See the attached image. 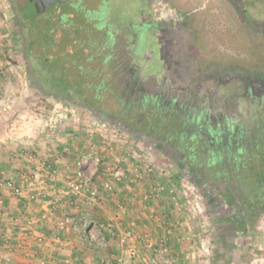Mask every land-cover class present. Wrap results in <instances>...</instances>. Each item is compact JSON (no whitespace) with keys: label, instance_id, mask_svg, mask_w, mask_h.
<instances>
[{"label":"rangeland","instance_id":"374dc122","mask_svg":"<svg viewBox=\"0 0 264 264\" xmlns=\"http://www.w3.org/2000/svg\"><path fill=\"white\" fill-rule=\"evenodd\" d=\"M170 2L180 15L192 14L183 29L189 34L196 58L207 59L212 66L231 62L263 69L264 7L260 0H249L245 15L235 0ZM75 4L85 16L79 21L80 33L91 44L88 67L100 71L99 76L94 72L90 90L82 88L80 93L91 98L99 95L109 102V94L99 88L106 45L110 37L118 40L121 33L125 34L129 21L138 16L141 2L80 0ZM68 11L72 13L67 19L74 20L76 10L72 5L68 4L61 13ZM23 12H34L25 0H0V144L13 146L5 153L9 163H16L14 169L11 164L2 169L6 173L0 178V188L7 181L25 190L32 188L29 184L39 183L35 177L47 174L48 162L54 161L50 167L58 170L60 180L48 185L47 192H53L66 177L90 180L98 189V204L110 205L114 210V202L104 204L105 197H113L114 193L117 202L127 207V192L141 190V198L137 199L141 208L153 220L162 222L165 229V234L158 235L157 245L149 246L150 259L167 245L174 264H264V198L250 216L220 209L166 153L100 120L79 104L49 94L44 78L39 83L30 74L39 77L40 67L36 58L28 56L23 43ZM56 13L47 16L48 20L54 18V28L61 22ZM67 19L60 26L66 27ZM35 52L39 55L40 51ZM18 174L22 182L17 184L14 177ZM97 174L101 177L97 178ZM172 230L175 246L169 238Z\"/></svg>","mask_w":264,"mask_h":264},{"label":"flooded vegetation","instance_id":"af4514ba","mask_svg":"<svg viewBox=\"0 0 264 264\" xmlns=\"http://www.w3.org/2000/svg\"><path fill=\"white\" fill-rule=\"evenodd\" d=\"M139 1L125 34L106 45L99 88L109 102L44 86L166 153L218 208L252 215L264 198V67L202 62L183 29L192 14ZM248 1L235 0L243 15Z\"/></svg>","mask_w":264,"mask_h":264},{"label":"crops","instance_id":"0c3cea01","mask_svg":"<svg viewBox=\"0 0 264 264\" xmlns=\"http://www.w3.org/2000/svg\"><path fill=\"white\" fill-rule=\"evenodd\" d=\"M9 147L0 144V178L6 173L2 169L10 164L14 169L16 165L9 163L5 153L7 149H14L12 145ZM14 179L17 184L22 182L19 174ZM29 185L35 187V184ZM33 187L30 190H34ZM0 189V264H7L8 260L11 264H147L152 254L149 245H157L158 235L165 234L162 222L158 223L157 218L153 220L150 213L141 208V201L137 200L141 198L140 189H128V195L125 194L124 200L131 207L120 205L114 193L113 197H105L104 204L114 202L113 206L118 208L114 210L110 205H91L87 197L65 201L60 206L44 201L26 203L5 188ZM53 194L48 192L49 200L53 199ZM27 219L34 222L30 228L24 227ZM134 220L138 224L135 245L139 257L130 256L118 239L119 232L130 227ZM110 223L114 224V232L109 231ZM173 231L169 238L175 246ZM9 247H14L15 251L11 252Z\"/></svg>","mask_w":264,"mask_h":264},{"label":"trees","instance_id":"16d2710c","mask_svg":"<svg viewBox=\"0 0 264 264\" xmlns=\"http://www.w3.org/2000/svg\"><path fill=\"white\" fill-rule=\"evenodd\" d=\"M25 1L27 5L33 7L34 12L31 14L23 12L24 22L21 24L23 43L28 56L31 59L36 58L40 67L37 70L39 77L44 78V82L51 81L53 83L51 88H55L58 92L76 91L80 93L82 88L89 89L88 85L92 86L91 80L97 71L88 67L87 62L92 59V53L89 51L91 44L89 39H85L80 33L82 25H79V21L85 17L83 9L79 8L75 1H72L68 4L76 10L74 20L67 19V16L72 13L71 11L61 13L68 4L65 7L56 5V10L38 16L34 5L29 0ZM260 4L264 7V0H260ZM58 10L59 12H57ZM52 12H57L55 16L61 18V22L55 28L52 22L54 18L47 19V16ZM66 19L69 21L67 26H60ZM56 28H58L57 31ZM37 48L40 51L39 55H35ZM30 71L34 70L30 69ZM97 73L99 76V69Z\"/></svg>","mask_w":264,"mask_h":264},{"label":"built area","instance_id":"2783aa9c","mask_svg":"<svg viewBox=\"0 0 264 264\" xmlns=\"http://www.w3.org/2000/svg\"><path fill=\"white\" fill-rule=\"evenodd\" d=\"M48 163L49 166H47L46 164V166L49 167L47 169V174L42 173L41 176L35 177L36 179H38L39 183L36 182L34 190H29L30 188L25 190L21 186L14 184V182L12 181L5 182L3 184V187L7 191L11 192L14 197L27 203H32L34 201H44L49 202L53 205L60 206L65 201L72 202L74 199L78 200L80 198L87 197L86 199L91 205L98 204L99 192L98 189L91 185L92 181L90 182V180L78 179L75 177H66L61 180L62 184L53 191V199L49 200L47 187L51 183H57V181L60 180V177L58 175V170L56 168L50 167V164L54 165L55 162L49 161ZM114 175L118 176V172H116ZM33 223L34 222L32 219H27L24 222V227L30 228L33 226ZM108 228L109 230H113L114 224L110 223L108 225ZM135 228V222H132V224H130V227L119 232L118 239L121 244L125 246V249L128 251L130 256L139 257L140 254L138 252V248L135 245ZM149 246H151V244ZM9 250L13 252L15 251V248L9 247ZM7 264H11V262L8 260ZM147 264H174L173 260L171 259V250L169 246L164 245L160 250L156 251V254L153 259H150Z\"/></svg>","mask_w":264,"mask_h":264},{"label":"water","instance_id":"95a60500","mask_svg":"<svg viewBox=\"0 0 264 264\" xmlns=\"http://www.w3.org/2000/svg\"><path fill=\"white\" fill-rule=\"evenodd\" d=\"M69 1L71 0H29L34 5L38 16L52 10L56 5L65 6Z\"/></svg>","mask_w":264,"mask_h":264}]
</instances>
